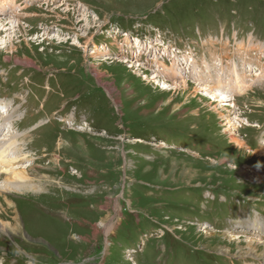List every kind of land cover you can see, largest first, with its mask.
I'll return each mask as SVG.
<instances>
[{"label": "rangeland", "instance_id": "1", "mask_svg": "<svg viewBox=\"0 0 264 264\" xmlns=\"http://www.w3.org/2000/svg\"><path fill=\"white\" fill-rule=\"evenodd\" d=\"M1 3L0 264H264V0Z\"/></svg>", "mask_w": 264, "mask_h": 264}, {"label": "bare ground", "instance_id": "2", "mask_svg": "<svg viewBox=\"0 0 264 264\" xmlns=\"http://www.w3.org/2000/svg\"><path fill=\"white\" fill-rule=\"evenodd\" d=\"M14 3V2H13ZM78 8H81L82 7V5L81 4H79L78 6H77ZM13 12H15L14 10H11V12L10 13H7V16L8 15H10L11 16V19L12 18H14L15 16L16 17H18L17 19L19 20V16L18 15H16V14H13ZM11 14H13V15H11ZM21 17V16H20ZM10 18V17H9ZM17 19H16V21H17ZM6 20V19H5ZM14 23H15V21H13L12 20V22H11V25H13L14 26ZM6 24V23H5ZM0 26H2V24H0ZM12 26V27H13ZM16 26H18V25H16ZM2 28V27H1ZM9 29H11V28H9ZM1 32V31H0ZM55 37V36H54ZM127 41H129V40H127ZM134 41H136V42H134V43H136V44H138L137 43V41L138 40H134ZM126 43V42H125ZM151 45L152 46H156V45H161V43H159V42H157L156 40L154 41V42H152L151 43ZM150 45V46H151ZM138 46V45H137ZM147 47H149V46H147ZM155 51V50H154ZM154 54V53H153ZM154 56V55H153ZM175 57V54L173 55V58ZM156 58V57H155ZM176 58V57H175ZM155 61V60H154ZM178 59H175L174 61H173V63L171 64V66L172 67H162L161 69H159V73H167V74H170V75H172L173 74V76L174 77H176V76H179V73L181 72V69H183V67H184V69H185V66H183V65H180V64H183L182 62L181 63H178ZM188 61V60H187ZM187 61H186V64H187ZM191 62L193 61V59H191L190 60ZM185 64V65H186ZM249 65H250V63H249ZM175 67V68H174ZM158 72V71H157ZM163 75V74H162ZM254 75H259V73H254ZM152 78H156V76L155 75H153L152 76ZM236 78H238V82H240V76L238 77V76H236ZM242 81V80H241ZM160 84H161V87L162 88H164V89H168V88H170L171 87V89H178L179 87H182V85H183V89H186V88H188V83L187 82H180V83H177L176 85L174 84V87H173V85L172 86H170L169 84H166V83H162V82H160ZM182 84V85H181ZM206 87V86H205ZM210 86H208V87H206V88H209ZM214 89V88H213ZM215 90L217 91L218 89L217 88H215ZM218 92V91H217ZM205 92H202V94H204ZM209 94V93H208ZM207 93H205V95H203V96H206V97H208L210 100H217V101H222V102H220L222 105H230L228 102H227V99H222V98H225L226 96L228 97V95H226L225 93H223V92H218V94H219V96H217V95H215L214 93H213V95L212 96H209ZM235 105V104H234ZM6 109L7 107H2V109ZM2 110V111H0V130H3L4 132L7 130L8 131V133H9V129L10 128H12V127H10V128H8L7 126H9V121H12V120H10V118H12L9 114H8V109H6V110ZM3 119V120H2ZM2 120V121H1ZM11 125V124H10ZM249 126V125H248ZM6 131V132H7ZM230 131V130H229ZM1 132V131H0ZM6 132H5V134H6ZM7 133V134H8ZM11 133V132H10ZM1 134V133H0ZM5 134H4V136H5ZM8 137V136H7ZM10 137V136H9ZM12 137V136H11ZM230 138L234 141V142H236L237 141V139H238V135L236 134L235 136H233L232 135V133L230 134ZM6 139V138H5ZM9 139V138H8ZM16 139V138H15ZM0 140H1V137H0ZM136 141V140H135ZM25 142V141H24ZM11 143L13 144V142L11 141ZM0 144L3 146V148H1L0 149V173H3L4 175H5V178H3V181L1 182L0 181V191H6V192H9V191H11V190H16V191H21L22 189H28V190H32L33 189V185L31 184V182H32V180H31V178L29 177V175H28V171H27V168H26V166H24V165H21V160L22 159H24V158H21V156L20 155H18L17 153L15 154V153H10V151H9V149L10 148H12L11 147V145L12 144H4V142L2 141H0ZM14 146V145H13ZM16 146V145H15ZM20 148V147H19ZM22 148V147H21ZM21 148L19 149V153H22V151H23V149L21 150ZM15 150H17V149H15ZM258 155L257 156H264V149L261 151V150H257V151H255ZM23 164V163H22ZM36 175V174H35ZM31 176V175H30ZM35 178H36V176H35ZM43 178V177H42ZM41 182V181H40ZM37 188V187H36ZM41 188V187H40ZM39 188V189H40ZM23 192V191H22ZM4 199H6V201H7V197H3ZM9 203H11V202H9ZM30 214V213H29ZM5 226H6V223L4 222V220H2L1 218H0V230L1 231H5ZM111 226H109V228H110ZM205 228V227H204ZM107 230H108V228H107ZM109 231V230H108ZM211 234V233H210ZM237 237V236H236ZM252 239V238H251ZM261 239V238H260ZM252 243H254L253 242V240H250L249 242H248V245H249V248H250V254L252 255V256H257V254H255L256 253V249L254 248V247H251L252 246ZM220 249V248H219ZM226 249V248H225ZM248 249V248H247ZM258 250V249H257ZM249 253V252H248ZM255 254V255H254ZM259 255V254H258ZM245 256V255H244Z\"/></svg>", "mask_w": 264, "mask_h": 264}, {"label": "built area", "instance_id": "3", "mask_svg": "<svg viewBox=\"0 0 264 264\" xmlns=\"http://www.w3.org/2000/svg\"><path fill=\"white\" fill-rule=\"evenodd\" d=\"M2 5H4V3H1V4H0V7H1Z\"/></svg>", "mask_w": 264, "mask_h": 264}]
</instances>
